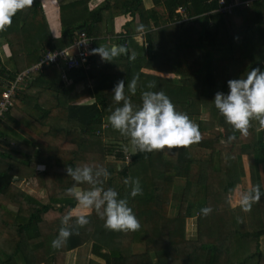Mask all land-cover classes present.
I'll return each mask as SVG.
<instances>
[{
    "label": "trees",
    "instance_id": "obj_1",
    "mask_svg": "<svg viewBox=\"0 0 264 264\" xmlns=\"http://www.w3.org/2000/svg\"><path fill=\"white\" fill-rule=\"evenodd\" d=\"M42 1L33 0L0 30V45L17 71L38 63L49 50L72 45L82 32L94 38L91 66H45L18 93L6 118L26 131L27 140L11 134L7 122L0 126V264H65L68 252L85 245L91 246L88 264H264V195L248 211L234 208L230 200L241 179L243 190L260 185L264 191V128L252 120L248 134L241 135L213 102L217 92L227 93L229 79L253 67L264 69V0H241L250 4L231 12L218 11L220 0H152L149 9L144 0L94 1V8L91 0H59V38L52 35ZM120 15L131 17L130 23L140 20L146 32L143 43L129 36L117 39L114 44L124 45L127 52L103 61L93 49L111 46L103 37L114 32V19ZM131 53L134 60L128 58ZM2 61L0 56V66ZM1 69L0 99L5 81L14 79ZM133 77L135 95L127 90ZM119 80L137 106L142 91H163L191 120L207 122L197 142L206 156L193 155L189 145L134 150L107 119L117 106L112 90ZM149 83L152 89L146 87ZM79 84L89 85V103L70 100ZM85 164L109 171L103 187L127 198L140 228L109 230L92 210L83 227L76 225L75 216L67 221L65 226L75 234L54 249L51 241L61 218L77 208L65 191L76 183L66 168ZM16 178L45 189L48 201L29 195ZM133 179L140 181L142 195H129ZM202 207L212 211L203 215ZM191 219L194 230L187 228Z\"/></svg>",
    "mask_w": 264,
    "mask_h": 264
},
{
    "label": "clouds",
    "instance_id": "obj_2",
    "mask_svg": "<svg viewBox=\"0 0 264 264\" xmlns=\"http://www.w3.org/2000/svg\"><path fill=\"white\" fill-rule=\"evenodd\" d=\"M33 0H0V30L12 23V17L32 4ZM103 61H113L114 58L127 52L124 45L112 44L93 49ZM129 60L135 59V53L129 55ZM227 93L217 92L214 95V106L223 116L226 123L241 135H247L250 122L258 120L264 128V69L253 67L245 75L227 81ZM152 89V83L147 84ZM128 93L135 95L137 79L133 77L127 85ZM113 101L117 106L108 116V122L121 136L128 138L134 150L140 153L162 150L165 147L188 146L199 142L201 133L199 127L186 113L176 109L171 99L163 91L144 90L141 92V103L137 106L125 93V82L117 81L112 90ZM233 137H229V140ZM127 151V147H123ZM66 174L76 183L68 187L66 193L75 199L77 208L94 210L103 219L104 227L113 231H136L140 223L127 198L119 196L112 187L104 188V181L110 176L109 171L97 165L95 168L83 166L67 167ZM87 184L90 187L80 189L78 185ZM128 183V180H125ZM143 189L138 179H133L129 195H142ZM264 191L260 185H254L241 195L239 204L243 211L250 210ZM210 207H202L201 214L207 215ZM74 212L69 210L61 218V227L51 246L56 249L63 246L68 238L75 234L72 228L66 227L67 221ZM76 225L83 227L89 223L88 217L82 212L75 214Z\"/></svg>",
    "mask_w": 264,
    "mask_h": 264
},
{
    "label": "built area",
    "instance_id": "obj_3",
    "mask_svg": "<svg viewBox=\"0 0 264 264\" xmlns=\"http://www.w3.org/2000/svg\"><path fill=\"white\" fill-rule=\"evenodd\" d=\"M104 0H95L96 5L102 3ZM250 4V2H248ZM247 2H242L241 0H233L229 4L226 0H220L219 10L220 12H231L233 7L248 4ZM94 2L90 4V8H94ZM129 17V16H128ZM144 34H139L138 40L143 43ZM129 36L126 32L118 34L117 38H125ZM116 38V37H115ZM107 41H110V35L107 36ZM94 39L89 37L85 32L79 33L77 39L72 45L61 49V50H49L40 59L38 63L30 66L29 68L18 72L16 65L12 59H3L2 65L0 66V80L2 77L1 68L5 69L7 72L14 75V79L6 80V89L2 92V97L0 99V126L6 119L10 110L15 107L14 99H16L19 92H21L26 86L31 84L37 78V75L42 73L45 66H50L52 64H58L59 62H64L68 70L72 69H88L91 66L92 48ZM63 79L67 82V78L63 75ZM68 83V82H67ZM107 125H104L106 128ZM130 159L127 158V162Z\"/></svg>",
    "mask_w": 264,
    "mask_h": 264
},
{
    "label": "crops",
    "instance_id": "obj_4",
    "mask_svg": "<svg viewBox=\"0 0 264 264\" xmlns=\"http://www.w3.org/2000/svg\"><path fill=\"white\" fill-rule=\"evenodd\" d=\"M94 1L95 0H91V2H94ZM42 4H43L44 12L48 19V23L50 25L52 35L55 38H59L62 34L61 23H60V7H59L60 2L59 0H43ZM144 4L146 8L148 9L153 7L152 0H144ZM159 10L162 11L161 8H159ZM248 17L249 19H251L254 17V15L252 14L251 16H247V18ZM130 22H132L131 17L124 16V15L116 16L114 19V26H113L114 32L112 34L108 33L105 37H103V39L106 40L108 45H112L115 43V40L120 39V38H117L118 34L126 32L129 35V37H133L138 40L139 34L145 31L140 27V20L138 18H135L133 23H130ZM108 35H110V38H111L110 41H107L106 39ZM0 56L3 59H6V60L9 59L8 52L3 45H0ZM88 87L89 85H85V84H79L75 87L73 93L70 95V100H73L72 101L73 104H83V103H89L90 101H92V97L90 95V91ZM4 121L7 122L6 125H8L7 127L9 129V132H11V134H14V132H16L21 139L27 140V137L29 135L26 133L24 129H18L16 122L13 119L6 118ZM15 180L17 182V185H19L29 195H32L34 198L44 203L48 201L47 193L45 189L32 187L30 184L26 183L24 180H20L18 178H16ZM176 189H178V187H176ZM236 189H237V185L233 190H236ZM240 189L238 188V190ZM244 192L246 191L242 190V194ZM83 210L84 209L76 208L74 209L73 212L77 213V211L82 212ZM89 211H90L89 213H91L92 210L89 209ZM194 222L195 220L193 219L190 220V227H191L190 230L192 229L194 230L193 228ZM90 250H91V246L85 245L80 249H76V250L69 252V254L66 256V263L70 264L69 262L70 260L72 264H77V263L78 264H88L89 259L91 258ZM78 251H81V252L79 253ZM73 252H75V254H73L72 255L73 258H71L72 256L70 255Z\"/></svg>",
    "mask_w": 264,
    "mask_h": 264
},
{
    "label": "rangeland",
    "instance_id": "obj_5",
    "mask_svg": "<svg viewBox=\"0 0 264 264\" xmlns=\"http://www.w3.org/2000/svg\"><path fill=\"white\" fill-rule=\"evenodd\" d=\"M161 13H163V14H165L164 13V11L162 10L161 11ZM144 33H146V32H142V34H144ZM140 39V38H139ZM141 39H143V38H141ZM140 41V40H139ZM162 76H166V75H162ZM207 106V105H206ZM196 118V119H195ZM195 118H193V122L194 123H196L197 125H198V127H199V129L202 127V126H206V124H208L207 122H205V121H201L200 119H198L197 120V117H195ZM197 121H198V123H197ZM200 131V130H199ZM206 135H209V134H206ZM210 135H213V134H210ZM189 147H190V151L192 152V154L193 155H196V156H199V157H202L203 155H205L204 153H201V151L197 148V142H195V143H192V144H189ZM206 156V155H205ZM244 179H241V181H238V182H236L237 184V189L236 190H233V191H231V193H230V200H231V204H232V206L235 208H237L238 210L241 208L240 207V204H239V201H240V198H241V195H242V190L245 188L243 185H244ZM179 184H180V186H183L184 185V183H183V181H180L179 182ZM178 184V185H179ZM238 188L240 189V190H238ZM177 191L178 192H181L182 190L180 189V188H178L177 189ZM245 191V190H244ZM233 193H234V195H233ZM175 204L176 203H174V206H173V213L172 214H176V210H175ZM91 210V209H90ZM90 211L89 210H83L82 211V213L83 214H85V215H88V213H89ZM79 213H81V212H78L77 211V213L76 212H74V215L73 216H75V214H79ZM258 215V214H257ZM193 220H195V219H193ZM248 220V219H247ZM187 228H189V230L191 229V227H190V221L188 220V223H187ZM260 242H261V244H262V247L264 248V237H262V238H260ZM79 253L81 252V251H78ZM69 254V252L66 254V256ZM72 254H75V252H73ZM76 254H77V252H76ZM71 258H73V256L71 257ZM75 260V259H74ZM69 262H70V264H72V262L69 260ZM65 264H67L66 263V261H65ZM78 264V263H77Z\"/></svg>",
    "mask_w": 264,
    "mask_h": 264
}]
</instances>
